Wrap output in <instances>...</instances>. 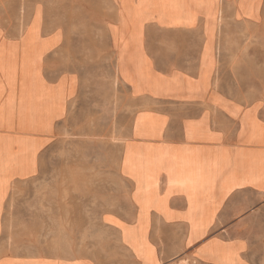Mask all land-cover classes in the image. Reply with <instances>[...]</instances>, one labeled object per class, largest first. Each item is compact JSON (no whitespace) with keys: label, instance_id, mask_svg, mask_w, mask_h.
I'll return each mask as SVG.
<instances>
[{"label":"crops","instance_id":"obj_1","mask_svg":"<svg viewBox=\"0 0 264 264\" xmlns=\"http://www.w3.org/2000/svg\"><path fill=\"white\" fill-rule=\"evenodd\" d=\"M138 1L114 3L134 13ZM240 1L185 0L161 19L145 8L143 38L121 42L119 76L140 105L121 147L126 197L101 218L107 247L73 255L15 246L2 225L11 193L44 169L73 76L49 69L51 48L24 76L22 33L0 21V264H264V39L238 38L264 0Z\"/></svg>","mask_w":264,"mask_h":264},{"label":"rangeland","instance_id":"obj_2","mask_svg":"<svg viewBox=\"0 0 264 264\" xmlns=\"http://www.w3.org/2000/svg\"><path fill=\"white\" fill-rule=\"evenodd\" d=\"M184 1L178 0V6ZM190 1L205 8L213 2ZM142 8L121 13L114 0H0V21L11 35L22 33L24 76L37 73L41 55L49 48V69L73 76V92L61 87L63 101L71 96L60 129L46 149L44 169L9 196L2 225L15 246L31 243L69 255L107 247L97 238L104 237L101 218L116 211L126 197L119 175L121 147L140 106L119 76L118 50L121 42L143 38L148 15L143 13L146 6ZM249 8L254 10L255 0ZM146 10L158 19L168 14L164 8ZM248 31L239 30L238 38L264 39V17L253 34ZM4 70L12 74L10 59ZM29 84L37 95L36 84L31 79Z\"/></svg>","mask_w":264,"mask_h":264},{"label":"bare ground","instance_id":"obj_3","mask_svg":"<svg viewBox=\"0 0 264 264\" xmlns=\"http://www.w3.org/2000/svg\"><path fill=\"white\" fill-rule=\"evenodd\" d=\"M143 6H146V8L149 10L151 9L152 11H159L164 9H167L169 13L171 8L173 7H179L178 6V0H143ZM249 3L250 0H242L240 1V8L242 10L249 12ZM171 7V8H170ZM136 16L134 20H136ZM130 227V226H129ZM131 237V236H129Z\"/></svg>","mask_w":264,"mask_h":264}]
</instances>
